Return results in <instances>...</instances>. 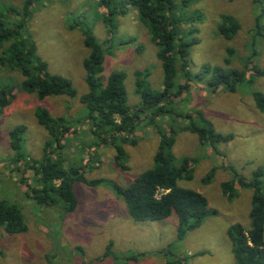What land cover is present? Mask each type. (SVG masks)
<instances>
[{
	"label": "rangeland",
	"instance_id": "374dc122",
	"mask_svg": "<svg viewBox=\"0 0 264 264\" xmlns=\"http://www.w3.org/2000/svg\"><path fill=\"white\" fill-rule=\"evenodd\" d=\"M180 1L175 0L179 5L177 15L187 17L196 11L202 14L201 22L179 27L178 35H185L184 40H190L189 34L197 38L188 55L192 74L203 64L224 66L228 58L227 68L243 72L245 81L229 92L223 88L212 91L204 81L194 79L170 106L182 116L195 118L201 113L216 133L230 135V141L214 147L208 142L201 145L196 135L184 129L188 119L169 114L149 117L150 111L129 142L122 144L125 158L117 157V163L114 148L92 138L79 99L87 92L82 61L88 55L80 28L91 29L94 37L107 46L102 9L95 0H36L26 32L49 73L68 79L77 96L39 100L21 89L23 77L19 71L8 64L0 65V88L12 87V99L0 113V198L19 206L26 225L24 233L13 235L0 228V264H236L227 233L235 224L249 228L252 191L237 187L236 197L227 201L220 185L233 179L234 173L250 180L257 168L262 169L264 180V111L258 109L254 97H264V76L254 74L264 66V37L255 31L260 9L255 0H192L186 8ZM21 6L20 1L0 0V17L11 22L18 19L7 12L20 11ZM222 15L231 16L239 24L229 40L218 32ZM115 24L116 32L104 52L99 77L104 83L111 72H123L127 104L134 109L140 100L134 72L147 71L145 85L159 91L161 64L135 9L129 8L124 16L116 17ZM38 108L63 118L70 126L61 150L64 166L75 165L87 180H101L96 186L73 184L76 206L71 212L61 209L60 203L36 205L25 195L26 186L19 178L22 173L8 164L13 155L8 133L18 125L25 127L21 151L32 159H41L48 136L36 122L34 113ZM170 130L176 132L171 148L173 161L187 159L192 170L191 179H182L177 185L202 194L211 212L200 227L180 240L175 215L163 221L135 222L113 189L126 188L154 166L160 135L169 136ZM30 176L27 171L24 178L28 177V183Z\"/></svg>",
	"mask_w": 264,
	"mask_h": 264
},
{
	"label": "trees",
	"instance_id": "16d2710c",
	"mask_svg": "<svg viewBox=\"0 0 264 264\" xmlns=\"http://www.w3.org/2000/svg\"><path fill=\"white\" fill-rule=\"evenodd\" d=\"M22 2L20 11L9 9L7 14L17 15L14 21L0 17V65L11 66L23 77L21 89L28 94H35L39 100L47 97L65 96L75 98L76 90L71 82L58 75L50 74L47 64L36 54L35 43L26 32V23L31 15L36 0H12ZM192 0H181L182 8L189 6ZM102 9V20L106 28L107 39L101 44L92 34L91 29L82 26L83 45L88 55L82 61L85 72L87 92L79 97L85 108V119L89 122L92 138L100 143H108L116 152L115 161L124 160L122 144L140 126L143 117L151 111L150 116L172 115L176 118L188 119L185 130L196 135L200 144L207 142L211 147L218 143L230 141V135H220L215 132L211 123L199 113L195 118L191 115H180L172 110L170 103L178 98L192 80L204 81V85L216 91L223 88L229 92L245 81L243 72L228 69L229 60L225 59L224 66H209L203 64L195 74L189 69L188 55L191 45L197 43L195 36L189 41L178 35L181 25L201 22L199 11L190 16L177 15L175 0H95ZM259 12L255 17V31L264 37L262 18L264 15V0H255ZM135 9L138 20L146 28L157 51L156 58L161 64L162 80L159 91L152 90L145 79L148 72L135 71V88L139 96V104L132 109L127 104L124 88L125 74L111 72L106 81L100 80L103 71V55L108 50V42L116 32L115 18L124 16L128 9ZM4 19H3V18ZM218 32L229 40L239 30L238 22L231 16L222 15ZM179 31V32H178ZM195 34L196 29L192 30ZM231 53V50H228ZM255 75L264 76L262 69L254 70ZM12 87L0 88V113L12 99ZM258 109L264 111V97L255 94ZM174 111V112H173ZM36 122L47 133L48 139L42 147L40 160L32 159L21 151V143L25 127L15 126L9 131L10 149L13 152L8 164L17 172H21L20 181L26 186L25 195L29 196L36 205L55 206L62 204L63 210L71 212L76 206L73 184L82 182L90 186L101 184V180H87L83 172L75 165L64 166L66 160L61 155L64 138L70 131V126L60 117H52L46 109H36ZM176 132L170 130V135H160L158 149L154 155V166L140 173L126 187H114L115 195L121 197L126 209L135 222L163 221L175 215L177 218V239H182L187 232L201 226L211 213L207 199L197 191L180 188L177 182L191 179L192 173L188 160L175 163L171 148ZM21 165V168H20ZM121 168L123 166L121 165ZM27 171L31 182L24 178ZM209 182V177L204 180ZM250 188L251 209L249 212L250 226L244 229L240 224L228 229V237L232 244V253L236 264H264V180L261 168L254 171L252 178L246 180L234 173V178L221 183L222 196L232 201L238 188ZM0 228L6 234H20L26 231V225L19 206L0 198ZM109 247L107 248V250ZM108 252V251H107Z\"/></svg>",
	"mask_w": 264,
	"mask_h": 264
}]
</instances>
